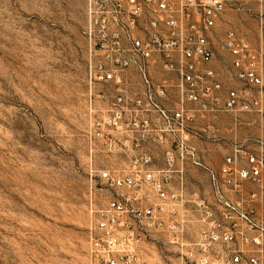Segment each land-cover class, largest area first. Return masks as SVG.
<instances>
[{
    "label": "built area",
    "instance_id": "2783aa9c",
    "mask_svg": "<svg viewBox=\"0 0 264 264\" xmlns=\"http://www.w3.org/2000/svg\"><path fill=\"white\" fill-rule=\"evenodd\" d=\"M229 2L88 0V254L96 264H151L143 249L157 232L197 264H239L262 242L254 183L263 152L234 139L216 170L194 144L222 114L237 125L242 114L264 113V47L231 29L223 39L229 65H216V27ZM189 165L208 171L211 203L190 190Z\"/></svg>",
    "mask_w": 264,
    "mask_h": 264
},
{
    "label": "rangeland",
    "instance_id": "374dc122",
    "mask_svg": "<svg viewBox=\"0 0 264 264\" xmlns=\"http://www.w3.org/2000/svg\"><path fill=\"white\" fill-rule=\"evenodd\" d=\"M87 6L88 0H0V264H96L88 254L94 125ZM231 29L264 47V0H230L214 38L223 69ZM220 117L216 138L200 145L207 164L219 165L234 139L264 154V113L242 114L237 125L227 113ZM97 157L102 165L105 156ZM197 176L205 181L203 169ZM254 189V236L262 242L249 245L239 264H251L247 255L264 264V167ZM143 254L151 264H197L165 232L154 233Z\"/></svg>",
    "mask_w": 264,
    "mask_h": 264
},
{
    "label": "crops",
    "instance_id": "0c3cea01",
    "mask_svg": "<svg viewBox=\"0 0 264 264\" xmlns=\"http://www.w3.org/2000/svg\"><path fill=\"white\" fill-rule=\"evenodd\" d=\"M220 120H221V117L219 116V118L215 122V127L217 126V129L220 128V124H219ZM200 125H202L204 127L205 126V121L204 120L201 121ZM206 135H207V137L205 139H198V138L194 139V144L196 145V147L198 148L200 154L202 155L203 161H204L205 149L200 148V145L203 146L204 145L203 141H206L207 139L214 140L216 138L215 132H212V131H210L209 133L207 131ZM231 144L232 143H230L228 148H227V153H226L225 157L227 155H229V153L231 152ZM225 157H224L223 161L219 165H209L205 161L204 162L208 166H210V167H212V168H214L216 170H219L220 167L225 162ZM200 168L203 169L204 172H205V181L204 180H200L198 178V176H197V171ZM187 176H188V182H189L190 190L193 191V192L198 193L200 196L206 198L208 200V202L211 203L212 200H213V196H212V189H211V184H210V176H209L208 171L206 169L202 168V167H198V166H195V165H189L188 170H187ZM195 180L197 182L196 183L197 186H193V185H195V183H194ZM249 188L252 189V183L247 182L246 189L248 190Z\"/></svg>",
    "mask_w": 264,
    "mask_h": 264
}]
</instances>
